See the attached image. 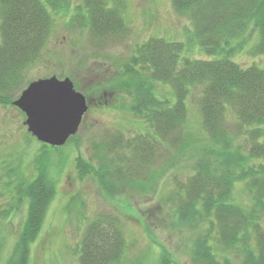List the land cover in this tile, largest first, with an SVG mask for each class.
Masks as SVG:
<instances>
[{
	"label": "trees",
	"instance_id": "1",
	"mask_svg": "<svg viewBox=\"0 0 264 264\" xmlns=\"http://www.w3.org/2000/svg\"><path fill=\"white\" fill-rule=\"evenodd\" d=\"M69 1L0 0L1 105L15 100L24 71L41 57L55 16L69 8ZM112 3L115 7L108 8L105 0H85L76 7L75 20H82L97 38L122 35L127 29L123 3ZM172 5L178 15L189 17L209 59L182 56V42L161 38L138 46L123 65L119 85L129 98V111L144 126L142 133L129 138L120 131L107 134L96 164L77 158L79 177L92 175L110 199L122 198L124 207L133 210L125 195L156 184L151 167L161 157L160 147L176 148L182 157L184 151L193 154V175L176 191L174 210L175 227L189 224L198 233L191 263L234 264L231 254L237 253L240 264H264V0H172ZM253 31L257 36L252 37ZM244 54L254 59L251 64L236 58ZM156 84L170 87V96H158ZM195 90L206 139L186 127ZM65 147L53 149L61 152ZM47 148L42 143L32 180L21 181L14 169L6 171L9 182L1 188L14 191L16 209L28 206L20 241L7 264H28L30 246L56 198ZM237 187L247 202L236 200ZM3 195L0 191V199ZM123 228L111 215L90 221L79 264H121L128 247ZM161 247L157 264H176Z\"/></svg>",
	"mask_w": 264,
	"mask_h": 264
},
{
	"label": "rangeland",
	"instance_id": "2",
	"mask_svg": "<svg viewBox=\"0 0 264 264\" xmlns=\"http://www.w3.org/2000/svg\"><path fill=\"white\" fill-rule=\"evenodd\" d=\"M84 1L70 0L69 8L55 16L41 57L24 71L23 87L18 89L15 100L8 106L0 104V191L4 193L0 199V264L12 259L28 207L26 203L16 209L17 200L12 199L14 191L9 193L8 189L1 188L5 181L9 182L6 171L14 169L21 181L32 180L37 159L43 152L42 143L28 132L26 115L14 102L32 83L53 77L60 81L70 79L75 91L86 98L88 112L65 149L57 152L48 145L51 148L45 150L50 154L49 166L56 180L57 195L37 241L30 246L28 264H79L86 226L99 215L115 216L124 226L128 247L121 264H157L161 246L169 250L176 264H192L191 247L198 233L189 224L175 227L174 210L176 191L193 175V154L184 151L182 155H186L182 157L176 148L160 147L161 157L151 167L157 176L156 184L150 190H129L125 195L133 210L124 207L122 198L110 199L92 175L80 179L77 158L96 164L107 134L120 131L129 138L142 133L140 128L144 126L129 111V98L119 85L123 65L133 57L138 46L152 38H161L182 42V56L209 58L194 36L191 20L175 12L172 0H121L127 29L122 35L104 38H97L82 20H75V9ZM105 1L106 7H115L112 0ZM250 34L257 36L255 31ZM236 58L247 65L254 60L245 54ZM156 87L158 96H170V87L159 84ZM193 95L186 127L197 138L206 139L200 131L199 90ZM18 178L12 177L15 181ZM235 197L238 202L248 199L242 187L235 189ZM231 258L234 264H240L237 253L231 254Z\"/></svg>",
	"mask_w": 264,
	"mask_h": 264
},
{
	"label": "water",
	"instance_id": "3",
	"mask_svg": "<svg viewBox=\"0 0 264 264\" xmlns=\"http://www.w3.org/2000/svg\"><path fill=\"white\" fill-rule=\"evenodd\" d=\"M14 106L26 115L28 132L56 148L77 135L88 112L86 98L75 91L70 79L60 81L56 77L32 83Z\"/></svg>",
	"mask_w": 264,
	"mask_h": 264
}]
</instances>
